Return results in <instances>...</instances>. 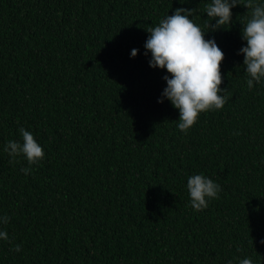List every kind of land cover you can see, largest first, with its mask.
Masks as SVG:
<instances>
[{"label": "trees", "instance_id": "trees-1", "mask_svg": "<svg viewBox=\"0 0 264 264\" xmlns=\"http://www.w3.org/2000/svg\"><path fill=\"white\" fill-rule=\"evenodd\" d=\"M210 2L0 0V264H264V80L249 90L237 54L245 0L205 33L229 99L187 134L145 55L149 27L188 8L203 29ZM21 127L45 154L31 174L4 151ZM194 174L222 189L199 212Z\"/></svg>", "mask_w": 264, "mask_h": 264}, {"label": "clouds", "instance_id": "clouds-1", "mask_svg": "<svg viewBox=\"0 0 264 264\" xmlns=\"http://www.w3.org/2000/svg\"><path fill=\"white\" fill-rule=\"evenodd\" d=\"M238 4L241 5V0H211L205 8L208 20L203 29L190 18L195 9L177 8L172 15H166L156 26L146 30L150 34L144 44L145 55L151 53L149 67L165 69L169 74L162 77L166 87L157 102L163 103L166 98L178 109L177 127L185 134L196 124L201 113L220 110L229 99L222 94L225 89L220 87L224 53L214 39H205V33L215 32L225 25L230 27L231 9ZM243 6L247 9V17L241 23V37L246 46L237 54H243L246 83L251 90L254 83L264 80V2L245 0ZM213 20L214 24L211 23ZM137 52L138 49H132L130 57L134 58ZM19 133L22 142L9 140L4 151L11 157L9 163L18 162L17 158L23 156L29 167L21 168V172L31 174V166L44 159V150L30 131L21 127ZM221 190L219 184L203 174H194L187 179L190 206L197 212L206 209L210 200L217 199ZM9 220L7 215L0 216V224L6 225ZM0 240L12 243L4 230H0ZM260 243L264 244V240ZM10 250L19 252L20 245L15 244ZM239 264H253V260L243 258Z\"/></svg>", "mask_w": 264, "mask_h": 264}]
</instances>
